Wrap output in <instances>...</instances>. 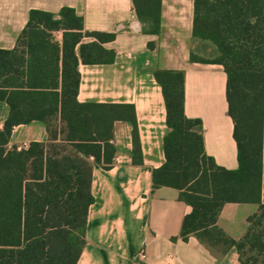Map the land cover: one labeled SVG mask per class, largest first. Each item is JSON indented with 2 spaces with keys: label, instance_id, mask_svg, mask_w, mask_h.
I'll return each instance as SVG.
<instances>
[{
  "label": "trees",
  "instance_id": "trees-1",
  "mask_svg": "<svg viewBox=\"0 0 264 264\" xmlns=\"http://www.w3.org/2000/svg\"><path fill=\"white\" fill-rule=\"evenodd\" d=\"M132 1L142 31L159 33L161 0ZM192 34L211 48L208 56L192 49L191 60L221 63L226 71L238 167L226 168L206 152L201 119L185 113L184 71L156 68L170 130L152 187L177 188L192 207L182 239L194 234L209 245H234L241 264H264V0H194ZM115 37L86 29L74 7L32 8L16 46L0 48V99L10 105L0 129V264H79L95 199L93 166L112 165L116 120L132 122L133 160L142 163L133 103L78 100L79 63L113 62L115 51L103 44ZM34 119L46 123L50 141L7 148L14 125ZM226 202L257 204L238 238L217 225Z\"/></svg>",
  "mask_w": 264,
  "mask_h": 264
},
{
  "label": "crops",
  "instance_id": "crops-1",
  "mask_svg": "<svg viewBox=\"0 0 264 264\" xmlns=\"http://www.w3.org/2000/svg\"><path fill=\"white\" fill-rule=\"evenodd\" d=\"M63 6L74 7L86 29L116 33L115 39L103 44L115 51L113 62L79 63L78 100L133 103L143 159L142 163L133 160L132 122L116 120L113 163L108 168L101 163L93 166L95 199L88 210L79 264H241L234 245H209L194 234L182 239V221L192 207L179 199L177 188L152 187V169L166 160L164 139L170 130L156 68L184 71L185 113L201 119L206 152L226 168L238 167L224 66L190 58L192 49L203 55L211 48L208 41L193 38L194 0H161L157 34L142 31L132 0H0V48L16 46L32 8L58 12ZM9 114L10 105L0 99V129ZM50 139L46 123L34 119L14 125L6 146ZM256 210L254 203L226 202L217 225L227 238H238Z\"/></svg>",
  "mask_w": 264,
  "mask_h": 264
},
{
  "label": "rangeland",
  "instance_id": "rangeland-1",
  "mask_svg": "<svg viewBox=\"0 0 264 264\" xmlns=\"http://www.w3.org/2000/svg\"><path fill=\"white\" fill-rule=\"evenodd\" d=\"M60 32H61V31H60ZM58 35H59V31H56V32L54 33L55 38L58 39ZM202 54L208 56V55L210 54V52H209V50H207V51L205 50L204 52H202ZM59 126H60V125H57V128H58ZM54 127H56V126H54Z\"/></svg>",
  "mask_w": 264,
  "mask_h": 264
},
{
  "label": "built area",
  "instance_id": "built-area-1",
  "mask_svg": "<svg viewBox=\"0 0 264 264\" xmlns=\"http://www.w3.org/2000/svg\"><path fill=\"white\" fill-rule=\"evenodd\" d=\"M29 144L30 143H23V144H21V145H16L15 147L17 148V149H23V148H28L29 147ZM14 147V146H13ZM12 148V147H11Z\"/></svg>",
  "mask_w": 264,
  "mask_h": 264
}]
</instances>
